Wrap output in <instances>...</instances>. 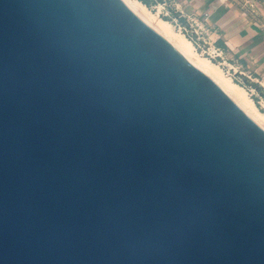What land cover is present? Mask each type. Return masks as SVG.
Masks as SVG:
<instances>
[{
	"label": "water",
	"instance_id": "95a60500",
	"mask_svg": "<svg viewBox=\"0 0 264 264\" xmlns=\"http://www.w3.org/2000/svg\"><path fill=\"white\" fill-rule=\"evenodd\" d=\"M0 264H264V130L122 0H0Z\"/></svg>",
	"mask_w": 264,
	"mask_h": 264
},
{
	"label": "crops",
	"instance_id": "0c3cea01",
	"mask_svg": "<svg viewBox=\"0 0 264 264\" xmlns=\"http://www.w3.org/2000/svg\"><path fill=\"white\" fill-rule=\"evenodd\" d=\"M160 2L151 0L152 8L160 9ZM169 3V20L180 15L184 22L189 19L199 27L212 49H220L218 64L235 70L245 82L264 88V33L240 6L226 0H169ZM260 13L264 15V0Z\"/></svg>",
	"mask_w": 264,
	"mask_h": 264
},
{
	"label": "bare ground",
	"instance_id": "6f19581e",
	"mask_svg": "<svg viewBox=\"0 0 264 264\" xmlns=\"http://www.w3.org/2000/svg\"><path fill=\"white\" fill-rule=\"evenodd\" d=\"M144 23L164 37L177 51L192 64L211 77L222 90L264 130V112H262L249 91L234 81L222 65L200 53L191 39L172 22L164 20L160 15L162 7L154 12L141 0H122Z\"/></svg>",
	"mask_w": 264,
	"mask_h": 264
},
{
	"label": "built area",
	"instance_id": "2783aa9c",
	"mask_svg": "<svg viewBox=\"0 0 264 264\" xmlns=\"http://www.w3.org/2000/svg\"><path fill=\"white\" fill-rule=\"evenodd\" d=\"M154 1L156 3L158 2V0H154ZM226 1H233L236 5L240 6L242 11L246 15H248L250 18H252L253 20L256 21V23L259 25L261 31L264 33V15H262L260 13V5L262 4L263 0H226ZM160 5L162 7V11H161L160 15L162 16V18H164V17L168 18L167 16H169V14L171 12V5L169 3V0H161ZM153 10H156V8H153ZM181 18H182V16L180 15V17L175 20V23H176L175 26L177 29H181V31L189 39L192 40V42L196 46V49L200 53H202L205 56H207L208 58H210L212 61H214L218 57H220V54H221L220 49L215 48V47H214V49L211 48L209 41H207L204 38L202 32H200L199 27L197 25H195V23L191 22L189 19H188V21L186 20V22H184L183 20H181ZM223 66L229 68L227 65H223ZM229 70H230L229 71L230 75H232L231 71H233L235 77L240 76L235 72V70H233L231 68H229ZM237 83L241 85V83H239V82H237ZM244 83L246 85L249 83L252 85V89L261 98V101L260 102L258 101L259 102L258 107L261 111L264 110V88L256 86L255 84L248 82V81L247 82L244 81ZM253 95L251 94L252 97H253Z\"/></svg>",
	"mask_w": 264,
	"mask_h": 264
},
{
	"label": "rangeland",
	"instance_id": "374dc122",
	"mask_svg": "<svg viewBox=\"0 0 264 264\" xmlns=\"http://www.w3.org/2000/svg\"><path fill=\"white\" fill-rule=\"evenodd\" d=\"M145 1V3H146V5L151 9V10H153V8H152V3H151V0H144ZM154 12H156L157 10H153ZM161 12V11H160ZM164 17V16H163ZM168 18H163L164 20H168V21H170V22H172V24L175 26L176 25V23H175V20H169V16H167ZM176 27V26H175ZM214 62L215 63H217V61L216 60H214ZM222 68L226 71V72H229L230 70H229V68H227V67H224L223 65H222ZM231 76L233 77V79H234V81L235 82H239V83H241V85H243L248 91H249V93H250V95L252 94H254L253 95V99L256 101V103H257V105H259L258 103L261 101V98H260V96L257 94V93H255V91L252 89V85L249 83V84H245L244 83V80L243 79H241V78H239V77H235L234 76V72L233 71H231ZM259 101V102H258ZM262 112H264V110H262Z\"/></svg>",
	"mask_w": 264,
	"mask_h": 264
},
{
	"label": "trees",
	"instance_id": "16d2710c",
	"mask_svg": "<svg viewBox=\"0 0 264 264\" xmlns=\"http://www.w3.org/2000/svg\"><path fill=\"white\" fill-rule=\"evenodd\" d=\"M141 1L145 3V1H144V0H141ZM145 4H146V3H145Z\"/></svg>",
	"mask_w": 264,
	"mask_h": 264
}]
</instances>
